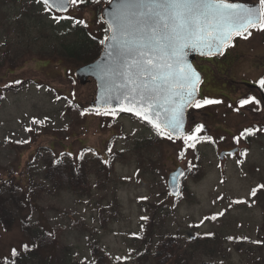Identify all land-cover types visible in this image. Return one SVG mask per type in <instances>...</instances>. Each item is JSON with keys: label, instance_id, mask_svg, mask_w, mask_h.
<instances>
[{"label": "rangeland", "instance_id": "obj_1", "mask_svg": "<svg viewBox=\"0 0 264 264\" xmlns=\"http://www.w3.org/2000/svg\"><path fill=\"white\" fill-rule=\"evenodd\" d=\"M4 2L0 23V56L6 59L0 68V177L14 174L23 180L25 191L33 181L37 194L33 210L28 207L22 214L23 224H0V264L12 248L32 241L38 236L34 231L42 228L57 235L50 241L59 249L54 252L48 244L49 249L41 250L40 257L29 264H81L86 257L97 264L101 256V262L107 264H153L156 245L168 256L177 242L180 245L174 247L180 246V255L191 256L192 264L206 260L208 264H264V189L250 196L253 188L264 184V132L258 140L246 142V157L222 161L221 148L243 152L244 144H237L234 136L212 133L216 143L201 140L195 148H187L182 139L157 136L127 115L113 116L111 111L97 115L91 111L96 83L83 85L76 72L96 61L103 51L101 41L107 28L103 12L111 4L109 0L72 6L65 16L73 19L59 22L35 0H24V5L21 0ZM75 20L85 22L86 26H78L94 40L93 50H85L95 53L90 59L70 60L52 50L60 48L58 41L47 48L55 35L74 38L70 32L77 26ZM62 25L71 27L64 31L67 34L60 32ZM32 118L44 123L33 125ZM225 125H229L226 131L234 133L233 123ZM26 127L33 131H25ZM140 143L147 147L139 148ZM51 150L58 157L71 154L74 160L83 155L84 162H89L83 173L85 185L80 173L74 184L81 185L72 186L67 177L61 191L45 180L44 163L37 154ZM237 159L244 162L238 164ZM180 168L186 169L187 175L178 201L170 195L168 181ZM51 175L57 177L56 172ZM237 200L243 202L234 203ZM219 212L224 214L210 219ZM29 230L32 232H26ZM204 235L211 240L212 249L197 246L193 250L191 239ZM94 250L96 255L97 250L102 254L96 256ZM117 256L127 259L117 261Z\"/></svg>", "mask_w": 264, "mask_h": 264}, {"label": "snow or ice", "instance_id": "obj_2", "mask_svg": "<svg viewBox=\"0 0 264 264\" xmlns=\"http://www.w3.org/2000/svg\"><path fill=\"white\" fill-rule=\"evenodd\" d=\"M87 2L88 0H35L56 22L73 19L63 13L72 6ZM92 2L98 3L99 0ZM112 2L113 0H109V3ZM109 17L106 35L101 41L105 45L104 61L98 62L91 70L103 73L101 79L107 83L110 92L107 100L117 102V107L112 108L111 114L115 116L117 111L131 112L141 121L147 122L157 136L168 140L182 139L187 148H195L196 143L201 140L215 143L211 136L197 135L206 132L204 123H196L191 133L185 132L188 109L223 103L219 99L199 96L202 76L188 62V53L199 49L202 56H222L228 47L233 46L234 37L247 39L252 35L253 29L264 31V0H259L258 7L230 0H118L115 11L109 13ZM75 24L85 22L75 20ZM259 84L264 87V79ZM250 103L260 104V101L255 97L239 101L240 107ZM235 110L238 112L240 108ZM96 114L108 115L109 112L97 110ZM47 119L46 117L45 120ZM30 123L41 126L44 121L32 118ZM25 131L32 132L33 128L26 127ZM256 132H264V128L244 129L233 140L239 144L241 139ZM15 142L30 143L29 140ZM108 152L111 154L112 150L108 149ZM228 155L246 157L247 152H231ZM79 158L83 159V155ZM243 162V159H237L238 164ZM179 175L184 176V173ZM261 189H264V184L253 188L250 196L255 197ZM173 194L179 195L178 192ZM141 199L146 200L147 197ZM241 202L243 201H234ZM223 214L219 212L210 219L215 220ZM53 239L54 234L48 232L46 239L41 236L21 244L19 249L14 247L10 256L3 258V264H18V258L33 253ZM114 259L120 261L127 258L117 256ZM81 264L96 262L86 257Z\"/></svg>", "mask_w": 264, "mask_h": 264}, {"label": "flooded vegetation", "instance_id": "obj_3", "mask_svg": "<svg viewBox=\"0 0 264 264\" xmlns=\"http://www.w3.org/2000/svg\"><path fill=\"white\" fill-rule=\"evenodd\" d=\"M230 2L245 3L250 7L259 6V0H230ZM232 44L233 46L228 47L222 56L198 55L193 61L203 80L199 86V96L219 99L223 103L205 105L200 109L190 108L187 115V133L189 130L194 131L196 123H204L206 132L197 135L211 136L215 143L216 137L212 133L228 138L238 135L247 128H264V87L259 84V81L264 79V31L253 29L252 35L247 39L234 37ZM249 97H255L260 104L250 103L240 107L239 101ZM238 107L240 110L237 112L235 109ZM127 117H130L134 123H141L146 127L144 129H151L147 122L135 116ZM225 123L234 124V128H231L234 133L226 131L229 125ZM223 126L225 130L221 129ZM259 136L260 132H256L241 139L240 142L244 144L243 152L249 149L246 147L248 146L246 142L258 140ZM228 148L220 149L222 154H226L223 161L238 156H229L228 153L237 148ZM240 152L242 150L239 149L236 153Z\"/></svg>", "mask_w": 264, "mask_h": 264}, {"label": "trees", "instance_id": "obj_4", "mask_svg": "<svg viewBox=\"0 0 264 264\" xmlns=\"http://www.w3.org/2000/svg\"><path fill=\"white\" fill-rule=\"evenodd\" d=\"M1 1L4 2L5 0H0V23L4 17L3 3H1ZM21 3L22 5H24L25 3L24 0H21ZM53 26H51V29H54ZM62 27L63 28L60 31L61 33H64L65 30L71 29L70 26L67 27L66 25H62ZM72 29L73 30L71 31L73 32H70V36H73L74 38L72 39H68L67 37L60 38V35H55L52 39L48 37L49 39H51L50 40L51 42L47 48L51 47L55 43V41H58L57 43H60L59 44L60 48L55 47L52 50H56V49L59 50L61 54H63L67 58H70V60H73V59L81 60L85 56H87V59H90L91 57L95 56V53L93 52L85 53V50H93L94 40L88 37L84 28H82V26L79 27L77 25ZM52 32L53 34H55L56 30H53ZM64 34H67V33H64ZM63 36H66V35H63ZM0 59H1V62H0V68H1L2 65H5L6 59L1 56H0ZM146 141L147 140H144V142ZM140 145L141 143L138 144L139 148H142L143 150L144 148L147 147V146H140ZM38 157H40V159L44 163L43 174H44L45 180L51 183L56 191H61L62 188H64L63 186L65 185V179L67 177L69 181L71 182L72 186L77 187L78 185H81V184H74V182L77 181L76 176L78 173L81 174L80 177H81V180L83 181L82 185H85L86 179L83 173L87 169V165L89 168V162L87 163L84 162L85 161L84 159L79 158L77 160H74L72 158V155H69L67 158H63L62 156L58 157L54 153L53 150L49 151L48 153H44V154L39 152L37 154V159ZM52 172H56L57 177H51ZM0 178H1L0 179V224L5 227H7L8 224L10 225L15 224L16 221H20L23 224V220L25 218L22 216V214L24 213L25 209L29 207L31 210H33L34 208V204H35L34 199L37 194V191L34 188L35 183L31 181L30 185L27 184L28 188L25 191L23 180L21 178H18L14 174H11L6 179H3V177H0ZM180 199L181 197H179L177 200L179 201ZM26 232H32V231L29 230ZM34 232L38 234V236H36L35 238L44 236V238L46 239V234L50 231L48 229L42 228L39 231L35 230ZM54 236L57 237L56 234H54ZM204 240L206 241L204 242ZM180 243L182 242L180 241ZM48 244L52 246V251L54 252L59 249V247L55 248L56 245H53L51 241H47L44 246L38 248L33 253L24 254L23 256L18 258V264H29L35 261L38 257H40L41 250H43L44 248L49 249ZM168 244L172 246V243H168ZM192 244L195 245L192 248L193 250H197V246L198 247L207 246L209 250L212 249L211 240L208 239V237H206L205 235L202 236L201 238L191 239L190 245ZM174 245H180V244L178 242L177 244L173 243V250L171 253H169L170 255L168 256H163L162 252L159 251L160 245H156L157 251L153 253V255H151V258H152L151 263L153 264H192L191 263L192 260H190L192 259L191 256L180 255L179 253L180 246L174 247ZM99 252L100 251L97 250V255L99 254ZM94 255H96V250H94ZM102 258L104 257L101 256V258L98 259L97 264H107V263L101 262ZM208 263L209 262L206 260V261L201 262L200 264H208Z\"/></svg>", "mask_w": 264, "mask_h": 264}, {"label": "water", "instance_id": "obj_5", "mask_svg": "<svg viewBox=\"0 0 264 264\" xmlns=\"http://www.w3.org/2000/svg\"><path fill=\"white\" fill-rule=\"evenodd\" d=\"M116 3H118V0H113V2L103 12V17H104V21H105L106 25H107V21L110 19L109 13H112V12L115 11ZM70 8L68 9V11L70 10ZM66 13H63V14H66ZM105 55H106V53H105V45H104V48H103V51H102L100 57L95 62H93V63H91L89 65L81 67L76 72L77 80H79L83 85L87 84V82L90 81V80H94L96 82V85H97L96 97H95L93 103L91 104V108L95 112H97V110H99L100 112L105 111V110H112V108L117 107V102L116 101H108L107 100L110 92H109V88H108L107 83H105L101 79V76L103 75V73L91 70L92 67L94 65H96L98 62L102 63L104 61ZM198 55L202 56L200 54V50L199 49L194 50V51H189V53H188L187 60L193 67H194L193 61H194L195 57L198 56ZM188 110L186 112V124H185V132L186 133H187V114H188ZM117 112H119V111H117ZM119 113L135 116L131 112H119ZM135 117H137V116H135ZM237 151L238 150H235V151H232V152L236 153ZM223 159H224V154L221 155V160H223ZM181 172L184 173V176H180L179 175ZM184 177H185V170H183L182 168L178 169L176 172L172 173L169 176L168 187H169V193H170L171 196H173V197H178L179 196V195H174L173 193L174 192H178L180 194L181 181L183 180Z\"/></svg>", "mask_w": 264, "mask_h": 264}, {"label": "bare ground", "instance_id": "obj_6", "mask_svg": "<svg viewBox=\"0 0 264 264\" xmlns=\"http://www.w3.org/2000/svg\"><path fill=\"white\" fill-rule=\"evenodd\" d=\"M93 63V62H92ZM89 64H91V63H89ZM89 64H87V65H89Z\"/></svg>", "mask_w": 264, "mask_h": 264}]
</instances>
